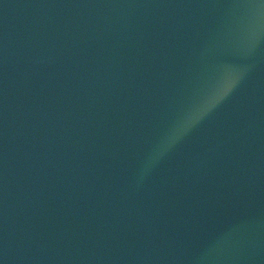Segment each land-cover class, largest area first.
<instances>
[{
    "label": "water",
    "instance_id": "obj_1",
    "mask_svg": "<svg viewBox=\"0 0 264 264\" xmlns=\"http://www.w3.org/2000/svg\"><path fill=\"white\" fill-rule=\"evenodd\" d=\"M0 264H264V0H0Z\"/></svg>",
    "mask_w": 264,
    "mask_h": 264
},
{
    "label": "clouds",
    "instance_id": "obj_2",
    "mask_svg": "<svg viewBox=\"0 0 264 264\" xmlns=\"http://www.w3.org/2000/svg\"><path fill=\"white\" fill-rule=\"evenodd\" d=\"M216 100H207L202 105L190 111L185 117L177 123V125L170 131L167 137L161 142L157 152L153 156V160L158 159L164 151L167 150L173 143L176 142L183 134H185L190 127H192L204 114L216 103Z\"/></svg>",
    "mask_w": 264,
    "mask_h": 264
}]
</instances>
